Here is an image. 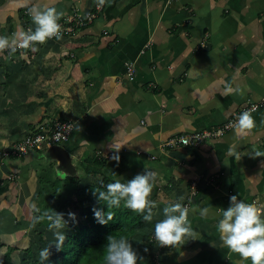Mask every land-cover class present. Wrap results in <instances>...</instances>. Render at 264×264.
<instances>
[{
	"label": "crops",
	"instance_id": "crops-1",
	"mask_svg": "<svg viewBox=\"0 0 264 264\" xmlns=\"http://www.w3.org/2000/svg\"><path fill=\"white\" fill-rule=\"evenodd\" d=\"M97 2L0 0V35L34 30L30 7H55L62 21ZM103 6L91 23L61 40L17 48L10 58L8 50L0 54V258L27 233L38 241V253L54 244V230L31 223L40 181L47 179L39 169L48 165L51 179L75 176L78 188L98 185L104 171L124 183L146 168L157 173L150 199L158 214L129 241L142 257L137 264H251L223 245L217 223L232 195L264 209V106L252 112L256 126L246 135L234 128L198 147L176 139L211 130L263 98L264 0H105ZM226 83L243 95H223ZM65 119L73 129L54 155L51 147L1 155ZM180 196L196 235L161 248L154 223ZM73 202L58 212L67 221L69 212L83 219ZM75 222L69 220L65 236L85 223ZM52 251L44 264L60 262L61 253L54 262ZM14 253L10 264H17Z\"/></svg>",
	"mask_w": 264,
	"mask_h": 264
},
{
	"label": "clouds",
	"instance_id": "clouds-1",
	"mask_svg": "<svg viewBox=\"0 0 264 264\" xmlns=\"http://www.w3.org/2000/svg\"><path fill=\"white\" fill-rule=\"evenodd\" d=\"M105 0H98V5L103 6ZM34 30L29 28L21 31L19 35H0V54L5 50L9 52V58L17 51V48H34L37 44H44L50 39H62V28L58 21L63 16L62 11L55 7L29 8ZM233 93L243 95V90L233 88L230 83L224 85L222 94L225 96ZM252 110H245L236 118L234 128L238 135H246L256 126ZM261 156V154H257ZM118 159V158H117ZM157 173L147 169L143 174H137L126 183L116 179L106 184L105 191H98V200L107 204V211L93 208L94 217L100 224H107L113 219L114 214L110 211L119 208L123 202L124 207L133 212L139 213L143 221L151 224L158 214L156 204L150 199L153 188L157 181ZM183 196L177 198L174 203L163 207V219L154 223V239L161 247H176L185 243V240L194 239L195 230L189 220V208L182 203ZM36 213L32 217V226L47 221L49 230H54L55 247L59 251L64 244L66 236L64 229L68 221L64 219V213H58L47 208L43 212L33 206ZM208 208L200 210L201 218H206ZM222 218L217 223V231L223 245L232 253L237 254L242 260L250 261L251 264H264V209L255 203H247L238 200L236 195L230 197V204L227 209H221ZM68 219L75 222V214L67 213ZM129 239L121 236L119 238L110 235L104 246L105 256L103 264H137L142 259L133 249ZM51 255L50 244L39 253L42 264Z\"/></svg>",
	"mask_w": 264,
	"mask_h": 264
},
{
	"label": "trees",
	"instance_id": "trees-1",
	"mask_svg": "<svg viewBox=\"0 0 264 264\" xmlns=\"http://www.w3.org/2000/svg\"><path fill=\"white\" fill-rule=\"evenodd\" d=\"M93 173L99 174L100 170H93ZM101 173L103 179L98 185H86L82 188H78V177H66L65 179H70L73 183H71V193L63 199L59 195L62 193L66 194L67 189L61 190L53 185L54 182H59L60 179H54V182L50 181V183L52 182L51 185H46L47 183L45 184L44 181H40L37 197L38 208L41 212L47 208L60 212L71 198L80 216L85 220L82 226H76L66 236V243L59 250L61 260L58 264H103L106 254L104 246L107 243L108 236L113 235L117 238L123 236L131 240L136 235L138 227L149 224L143 221L141 214L124 207L123 202L119 208L110 209L114 214L111 221L107 224L97 222L94 217L93 208L107 211V204L97 198L98 191H105L106 188L104 186L114 181L111 172L104 171ZM46 174L42 175L43 179L47 178L48 174ZM47 193H51V196L45 199V201L41 200ZM46 224L48 225L47 221L38 223V225ZM2 245L0 241V248ZM13 250L14 248L8 247L5 255L0 258V264L11 263V253Z\"/></svg>",
	"mask_w": 264,
	"mask_h": 264
},
{
	"label": "built area",
	"instance_id": "built-area-1",
	"mask_svg": "<svg viewBox=\"0 0 264 264\" xmlns=\"http://www.w3.org/2000/svg\"><path fill=\"white\" fill-rule=\"evenodd\" d=\"M104 6H99L98 2L95 3L92 11L85 14L74 12L70 17L64 18L62 21H58L62 28V37L71 34L77 28L84 27L91 23L95 18L96 14L103 10ZM55 39V38H53ZM51 40V39H50ZM126 70L128 75L131 77L133 73V66L130 63L126 64ZM264 106V96L258 102H251L246 107L240 109L239 112L234 114L231 118L226 120L224 123L211 130H202L197 132H191L181 135L176 139L181 145L185 146H200L205 140H212L219 138L234 129L236 118L245 110H256ZM73 124L70 120H58L49 129L43 130L42 132H35L26 135L22 140L16 144H11L4 148L2 156H20L30 151H40L45 148L55 146L67 141L71 135ZM174 141V140H172ZM171 141V142H172ZM193 189L196 187V181L192 182Z\"/></svg>",
	"mask_w": 264,
	"mask_h": 264
},
{
	"label": "rangeland",
	"instance_id": "rangeland-1",
	"mask_svg": "<svg viewBox=\"0 0 264 264\" xmlns=\"http://www.w3.org/2000/svg\"><path fill=\"white\" fill-rule=\"evenodd\" d=\"M43 165L44 164L42 163V161H39L37 163V167L41 166V168H43L42 167ZM39 170H40V173H44V174H46V173L50 174L51 173V169L49 168L48 165H47L46 168L39 169ZM48 175H47V179H46V183H47L46 185H51V183L54 182V180L51 179V177H49ZM69 177H72V176H69ZM73 177H75V176H73ZM50 181H52V182L50 183ZM71 183H73V182L70 179H65V177L64 178H60L59 182H56V183L54 182L53 183V185L55 187H57V188H59L61 190H64V189L66 190L67 189V193L66 194L62 193V194L59 195L62 199L66 198L67 195H69L71 193V187H72ZM50 196H51V193H47L43 197V199H41V200L45 201V199H48ZM83 222H85V220L80 218V220L76 219V222L74 224L75 225L76 224H83ZM67 224H72V223H69V219H68V223ZM23 238H24L23 242L21 241V243H17L18 246H19L17 248L18 250L16 248H14V250L12 251L13 253L15 252L14 254H15V257H16L17 264H35V263H38L37 260L40 259V256H39V253H38V244H36V242H38V241L35 240L34 243H33L32 240L30 239V234H28V233L24 234ZM40 242H41L40 246H43V243H44L43 238L40 240ZM55 242L56 241H55V238H54V243ZM32 243L34 244L32 246L33 247V253L30 254L29 249H27L28 248L27 246L32 244ZM50 248L53 249V251H52L53 252L52 255H54L53 261L55 262L56 259L59 260L60 259V253L56 249L55 244L50 245ZM161 248H164V247H161ZM16 250H17V252H16ZM27 252H29V255L27 254ZM11 259H12V257H11Z\"/></svg>",
	"mask_w": 264,
	"mask_h": 264
},
{
	"label": "water",
	"instance_id": "water-1",
	"mask_svg": "<svg viewBox=\"0 0 264 264\" xmlns=\"http://www.w3.org/2000/svg\"><path fill=\"white\" fill-rule=\"evenodd\" d=\"M53 149H55L54 152H56L57 147L52 146V147L49 149L48 152L50 153V155H51V154L54 155V152H52ZM56 154H57V153H55V155H56ZM60 164H61V166H63V165H64V162L61 161Z\"/></svg>",
	"mask_w": 264,
	"mask_h": 264
},
{
	"label": "bare ground",
	"instance_id": "bare-ground-1",
	"mask_svg": "<svg viewBox=\"0 0 264 264\" xmlns=\"http://www.w3.org/2000/svg\"><path fill=\"white\" fill-rule=\"evenodd\" d=\"M28 29H29V28H27V30H28ZM27 30H26V31H27Z\"/></svg>",
	"mask_w": 264,
	"mask_h": 264
}]
</instances>
